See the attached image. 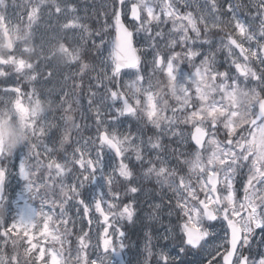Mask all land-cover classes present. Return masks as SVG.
I'll list each match as a JSON object with an SVG mask.
<instances>
[{
	"label": "snow or ice",
	"instance_id": "1",
	"mask_svg": "<svg viewBox=\"0 0 264 264\" xmlns=\"http://www.w3.org/2000/svg\"><path fill=\"white\" fill-rule=\"evenodd\" d=\"M180 3L114 0L111 12L103 13L110 21L88 46L93 33L72 15L71 0H0V40L8 48L0 56V83L6 85L0 101L27 133L9 154L2 131L8 121L0 120V264H126L122 222L144 223L145 217L153 223L144 225L137 264H185L182 257L193 250L205 251L201 264H264V0H254L255 11L248 14L259 20V32L238 18L228 0H205L198 18L181 12ZM45 8L50 19L66 22L37 44L35 25ZM113 27L115 40L106 41ZM22 40L32 48L21 49ZM32 55L46 65L62 57L58 64L70 70L64 84L71 80L74 90H82L84 76L95 81L88 93L89 107L99 101L95 135L72 139L82 126L71 114L73 93L64 87L55 102L63 110L58 124L47 120L35 88L23 93L11 79L6 69L31 72L29 82L40 78ZM252 62L262 66L259 71ZM158 73L162 89L152 83ZM253 82L256 87L241 93V86ZM242 94L250 96L249 118L236 127ZM14 168L22 188L16 200H8L4 190ZM153 181L158 191L145 186ZM141 193L143 202L136 199ZM154 232L168 246L153 251ZM17 243L25 248L23 257L8 252Z\"/></svg>",
	"mask_w": 264,
	"mask_h": 264
},
{
	"label": "trees",
	"instance_id": "2",
	"mask_svg": "<svg viewBox=\"0 0 264 264\" xmlns=\"http://www.w3.org/2000/svg\"><path fill=\"white\" fill-rule=\"evenodd\" d=\"M114 0H71V3H73L76 6V12L72 15L80 17V22L88 25L93 35L88 38V46L91 45L92 39H95V31L101 27L104 26L105 20L110 21V16H104V12H111V6L113 4ZM78 13V14H76ZM48 18L49 16H46L40 24H38L35 27V35H36V43L39 44L41 38L47 39L51 34V29L53 27H56L58 24L62 25L66 21L63 18H60L58 20V23L56 26L48 24ZM97 20H99V23H97ZM65 32L60 31V35H62ZM69 36H79L78 31H72L70 32ZM59 34V33H58ZM114 31L113 28L110 30V35L105 37L106 41H111L113 37ZM67 36V35H64ZM28 48H32V43L30 40L25 41ZM99 41L97 40V43ZM30 46V47H29ZM110 47V45H109ZM28 59V57H25ZM30 61L37 65L35 68V72L40 74V78L34 82H32L35 86V89L37 92L42 96L45 94L47 98L49 99L50 103L47 105V112L46 115L50 116V119L48 121H52L54 123H62L59 121V116L62 114V109L57 110L56 103L59 101V96L63 95V92L60 91L62 87H64L65 91H68L70 93H73L68 97V100L72 102L73 108L76 109L73 113H71L78 124H80L82 127L79 132L73 131L72 139L76 140L80 137H90L96 130V126H94V129L91 128V123L95 120L91 121V117L95 114V109L97 104H93L91 107H89V103L86 102V100L89 98V85L95 83V81H90L89 76H84L82 80V90H74L72 89V81L69 80L67 82V86L64 84V76L69 73V69L65 67L62 63L63 59L57 55L53 61L51 62V65H46L45 62L42 59H38L37 55H32L30 57ZM52 66H56V70L54 72V75L52 79H45L46 73L50 70ZM78 70V69H74ZM6 71H9L10 74L14 73L11 71V69H6ZM30 74V73H27ZM91 76H95L94 72H90ZM127 79V78H125ZM0 81H3L2 78H0ZM16 81H19L20 85H22V89L24 91H28L29 85L26 84L24 81V78L20 77L17 78ZM78 83H81V81L77 80ZM3 83H0V88L3 86ZM93 90H95L93 88ZM103 92V89L100 90ZM78 93V95L76 94ZM79 100V105H77L76 101ZM67 105H65L66 107ZM0 108L3 109V104L0 102ZM90 119V123L87 121V119ZM54 134L56 135L57 139L59 138V132L57 130H53ZM47 142V141H46ZM167 143V141H165ZM71 149H69V152ZM147 188L151 189H157L158 187L153 181L152 183H146L145 185ZM155 186V188H154ZM12 185L9 184L5 190L4 195L6 199L13 200L14 192H11ZM19 190V189H18ZM122 191V189H121ZM13 193V195H12ZM12 196V197H11ZM11 197V198H10ZM127 203V201H125ZM141 208L147 209L148 206L145 203L141 204ZM145 214L142 212L141 216H144ZM175 222V218L173 217V223ZM153 222L148 221L145 217L144 223H141L139 219L136 220L134 223H124V229L126 232V239L124 241L125 245L132 251L134 254L138 257L136 260L132 257V263L137 264V261L142 259L140 252L144 248L145 240H144V232L147 231L145 228V224H152ZM160 225L158 223L155 224V228H159ZM156 235L154 232L152 244L155 246L153 248V251H155L156 247L158 245H161L162 243L157 241ZM165 245H167V242H164ZM134 254H131L130 256H135Z\"/></svg>",
	"mask_w": 264,
	"mask_h": 264
},
{
	"label": "rangeland",
	"instance_id": "3",
	"mask_svg": "<svg viewBox=\"0 0 264 264\" xmlns=\"http://www.w3.org/2000/svg\"><path fill=\"white\" fill-rule=\"evenodd\" d=\"M217 2L218 3H223V0H217ZM228 2H230L232 5H234V6H236V11H237V16H238V18L239 19H241V20H245V21H247L248 23H250L251 25H252V28H253V30L254 31H256V32H259V30H260V22H259V20L257 19V20H255V21H252L251 19H250V17H249V13L250 12H254L255 10L252 8V4H253V2H254V0H228ZM188 4L189 6L188 7H185L184 6V4ZM204 3H205V0H182V3H180V4H178V7L180 8V10H181V12H191L192 14H193V16L194 17H199V15H200V12H199V9L200 8H203L204 7ZM46 10V11H45ZM45 12H44V14L47 12V8H45ZM46 16V15H45ZM43 18V17H42ZM41 18V19H42ZM40 19V20H41ZM39 20V21H40ZM39 24V22L35 25V27L37 26ZM222 27H224V25H221ZM168 27H171V23L169 22V25H168ZM165 30H167V29H165ZM225 30H228L227 28H225ZM68 35V34H67ZM141 35H143V34H141ZM25 41H27V40H22L21 42H20V44H19V46H21V45H25L24 43H26ZM4 41L3 40H0V56H5V55H7L8 54V48H6L5 47V45H4ZM253 47H255V43H253ZM28 48V47H27ZM21 49H24V48H21ZM28 49H30V48H28ZM62 58V57H61ZM147 60H151V55L149 54L148 55V57L146 58ZM220 59H223V57L221 56L220 57ZM197 63H199V61H197ZM144 67L146 68V65H144ZM147 69V68H146ZM27 73H30V74H27ZM26 74H16V73H12L11 74V79L12 80H16L17 78H20V77H22V78H24V81L26 82V84L27 85H29V89H28V91H24V90H22V92L23 93H28V92H30L33 88H35V86H34V84L32 83V82H29L27 79H26V75H32V73L31 72H27ZM0 78H2L3 80H4V78L3 77H0ZM127 78V77H126ZM152 83L158 88V89H162V87H163V81L161 80V78H160V76H159V73H158V75L157 76H155L154 78H153V81H152ZM6 85H4V86H2V87H5ZM19 86L21 87V89H22V85H20V83H19ZM1 87V88H2ZM244 87V86H243ZM245 89H244V91H242L241 89H240V91H241V93H247L248 92V90H247V87H244ZM77 94V93H76ZM78 95V94H77ZM40 98L42 99V104H43V109H44V111L45 112H47V109H46V107H47V105L50 103V101H49V99L47 98V96L45 95V94H43L42 96H40ZM163 99L165 100V101H171L172 100V97H170L169 95H165L164 97H163ZM246 99H250V96H248V95H240L239 96V98H238V102H237V105H236V107H237V111H236V113H235V120H241L242 122H245V121H243V119L245 118V115H244V113H243V108L244 107H247L248 105H247V103H246ZM88 101H89V98L86 100V102L88 103ZM2 102V104H3V109H2V114H1V116H2V120H6V121H8V125H10L11 126V128H10V131H9V133H8V138L9 139H15L16 138V134H17V129H19V128H24L23 127V124H22V122L19 120V119H13L12 117H11V115L8 113V108L6 107V105H5V103L3 102V101H1ZM24 102H25V105H27V100L25 99L24 100ZM96 104L98 105L99 104V101H97L96 102ZM94 109H96V108H94ZM102 112H104V113H107L108 112V109L107 108H102ZM107 118V117H106ZM96 119V117H95V114L91 117V121H93V120H95ZM87 121L90 123V119L88 118L87 119ZM246 123V122H245ZM94 126H96V123H95V121L94 122H92L91 123V128L92 129H94ZM150 134V133H149ZM93 135H95V132L91 135V136H93ZM41 151H42V149H41ZM13 163H16V164H18V160H16V159H14L13 160ZM16 171H17V169H13V176H10L9 178H8V180L6 181V183L7 184H10V183H12V184H14L13 183V180L14 181H16L17 182V185L16 186H18L17 188L19 189V190H17L16 191V194H15V197H14V200H16L17 199V194L18 193H20V191H21V188H22V184H21V182L19 181V179H18V177H16L15 176V173H16ZM70 182V181H69ZM15 185V184H14ZM241 184H239V186H240ZM11 192H14V190L13 189H11ZM13 194V193H12ZM153 196H155L156 195V192H153V194H152ZM145 194L144 193H141L139 196H137V200L138 201H140V202H143L144 200H145ZM149 202H151V201H149ZM142 204V203H141ZM141 204L139 205L140 207H141ZM147 206H148V204H146ZM37 207V206H36ZM38 208V207H37ZM71 211H75L74 209H71ZM167 216V210H165V217ZM127 221H123L122 223L124 224V223H126ZM128 223V222H127ZM165 224H167V223H165ZM163 231L161 230V232H160V236L162 237L163 236ZM37 235H39V233H37ZM161 241L164 243V241L161 239ZM40 243L41 244H47L48 242L47 241H44V240H40ZM92 244H93V249L92 250H90V252L91 251H93L94 250V248H95V244H96V230H95V226L93 227V232H92ZM57 247H58V245H57ZM159 248H160V245H158L157 247H156V249H155V251H158L159 250ZM20 250V251H19ZM15 249L14 251H13V253H15V254H19L21 257H23L24 256V252H25V248L24 247H21L20 249ZM3 251L2 250H0V255H1V253H2ZM134 253V252H133ZM123 254H124V258H125V260H126V263L128 264V262H129V255L131 254V250H130V252H129V250L127 249V246H126V250L123 252ZM135 255V254H134ZM136 256V255H135ZM203 256L205 257V255L203 254ZM202 255L200 256L199 255V257H196V256H191V257H189V256H186L187 257V259L189 260H191V263L190 264H201V261H202V259H204V257H203ZM136 258H138L137 256L136 257H134L133 259L134 260H136ZM189 264V263H188Z\"/></svg>",
	"mask_w": 264,
	"mask_h": 264
},
{
	"label": "clouds",
	"instance_id": "4",
	"mask_svg": "<svg viewBox=\"0 0 264 264\" xmlns=\"http://www.w3.org/2000/svg\"><path fill=\"white\" fill-rule=\"evenodd\" d=\"M11 126L6 124L4 126V128L2 129V131L4 133H9ZM27 133L26 130L24 128H19L17 129V134H16V138L14 140L9 139L8 135H7V139L5 142V152L11 154L14 153L19 147L20 145L23 143L25 137H26Z\"/></svg>",
	"mask_w": 264,
	"mask_h": 264
},
{
	"label": "flooded vegetation",
	"instance_id": "5",
	"mask_svg": "<svg viewBox=\"0 0 264 264\" xmlns=\"http://www.w3.org/2000/svg\"><path fill=\"white\" fill-rule=\"evenodd\" d=\"M250 67H252L254 70H257V71H259V69H260V67H262V66H260V65H258L257 63H255V62H252L250 65H249ZM253 87H256V84H255V82H253V83H251V84H249L248 85V87H247V90L249 89V88H253ZM244 87L243 86H241V90L242 91H244ZM246 103H247V107H244L243 108V113H244V115H245V118L243 119V121H245L246 123H247V120H248V112H249V103H250V99H246ZM245 122H242L241 120H235V125L234 126H236V127H242L244 124H246ZM246 169L244 170V172L246 173ZM238 179H239V176H238ZM237 187L239 188V187H241V185L239 186V184H237ZM211 243H213L212 241H209V244H211ZM205 248H207V245L205 246ZM201 254L202 253V255L204 254L205 256H206V253H205V251H203V250H193V252L191 253L192 255H195V254ZM198 254V255H199Z\"/></svg>",
	"mask_w": 264,
	"mask_h": 264
},
{
	"label": "water",
	"instance_id": "6",
	"mask_svg": "<svg viewBox=\"0 0 264 264\" xmlns=\"http://www.w3.org/2000/svg\"><path fill=\"white\" fill-rule=\"evenodd\" d=\"M116 35V34H115ZM114 40H115V37H114ZM123 258V257H122Z\"/></svg>",
	"mask_w": 264,
	"mask_h": 264
}]
</instances>
